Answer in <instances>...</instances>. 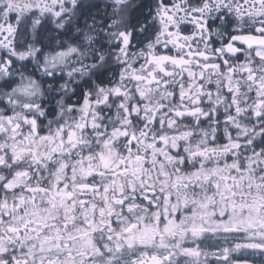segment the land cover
<instances>
[{"label": "snow or ice", "instance_id": "snow-or-ice-1", "mask_svg": "<svg viewBox=\"0 0 264 264\" xmlns=\"http://www.w3.org/2000/svg\"><path fill=\"white\" fill-rule=\"evenodd\" d=\"M264 264V0H0V264Z\"/></svg>", "mask_w": 264, "mask_h": 264}, {"label": "flooded vegetation", "instance_id": "flooded-vegetation-1", "mask_svg": "<svg viewBox=\"0 0 264 264\" xmlns=\"http://www.w3.org/2000/svg\"><path fill=\"white\" fill-rule=\"evenodd\" d=\"M249 259L252 260V264H260V258L258 256L255 258L250 257Z\"/></svg>", "mask_w": 264, "mask_h": 264}]
</instances>
